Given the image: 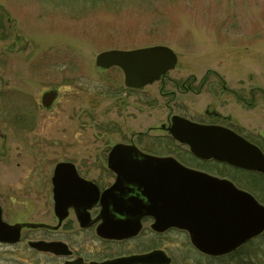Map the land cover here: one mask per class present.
Wrapping results in <instances>:
<instances>
[{"label":"rangeland","instance_id":"rangeland-1","mask_svg":"<svg viewBox=\"0 0 264 264\" xmlns=\"http://www.w3.org/2000/svg\"><path fill=\"white\" fill-rule=\"evenodd\" d=\"M156 45L177 63L141 90L126 88L117 67L95 65L104 51ZM49 90L57 96L44 108ZM173 115L232 129L264 152V0H0L3 221L53 225L54 166L72 162L108 180L106 158L119 143L217 175L215 163L202 167L176 142L173 152L149 150L152 141L167 145L161 126ZM231 179L264 205L263 178ZM70 223L67 235L84 238ZM43 232L23 230L21 243L0 244V264L41 261L27 241ZM163 240L172 264H264V234L218 258L197 254L180 232Z\"/></svg>","mask_w":264,"mask_h":264},{"label":"water","instance_id":"water-1","mask_svg":"<svg viewBox=\"0 0 264 264\" xmlns=\"http://www.w3.org/2000/svg\"><path fill=\"white\" fill-rule=\"evenodd\" d=\"M177 63L176 54L168 47L156 45L133 50H109L96 56L101 69L117 67L128 89L141 90L166 73ZM54 90L43 93L41 104L49 108L56 98ZM208 113V112H206ZM209 114V113H208ZM214 116L217 113H210ZM179 145L201 161H216L245 171L264 175V153L254 144L229 128L200 124L173 115L169 125L161 126ZM107 167L116 179L106 194L135 186L143 199L130 197L125 211L130 216L119 223L104 217L96 229L102 237L121 239L134 236L140 230V218L150 216L152 229L184 230L198 251L210 256L228 254L264 232V205L250 193L237 188L227 179L182 165L172 156H155L140 151L134 144H115L107 155ZM54 212L59 221L69 205H79L78 199L88 197L92 184L80 178L70 163L56 164L51 178ZM91 202H95L96 197ZM89 203V204H90ZM123 203V202H118ZM90 206V205H88ZM87 223H82L86 226ZM36 228L42 225L26 224ZM22 225H10L2 220L0 208V243L14 244ZM38 251L59 250L58 243L34 242ZM162 251L119 258L99 264H167Z\"/></svg>","mask_w":264,"mask_h":264},{"label":"flooded vegetation","instance_id":"flooded-vegetation-1","mask_svg":"<svg viewBox=\"0 0 264 264\" xmlns=\"http://www.w3.org/2000/svg\"><path fill=\"white\" fill-rule=\"evenodd\" d=\"M232 130V129H231ZM234 131V130H233ZM237 133V132H236ZM177 159V158H176ZM178 160V159H177ZM180 161V160H179ZM204 167V164L215 163L218 167H215L214 170L217 171V175L210 173L213 169L208 165V168H211L210 171L207 170L208 174L213 176L224 178L231 181L233 184L234 181L231 179L235 177L236 174H239L241 171L239 168L231 167L226 164L216 163L213 161H199L195 160ZM67 162L68 161H62ZM181 162V161H180ZM72 163V162H71ZM182 163V162H181ZM58 164V163H57ZM74 164V163H72ZM213 165V164H212ZM56 166V165H55ZM54 166V167H55ZM106 176L108 180L99 182V179L89 178L85 172L79 170L74 164L77 175L90 182L92 187L87 191L88 197H80L78 202H81L79 205H69L66 208V215L59 221L58 216L54 212V199H53V188L52 191V204H53V217L55 223L53 225L47 223H30V222H15L8 223L10 225H22L20 229V237L18 242L15 244L9 245L0 243L1 245L13 246L21 243L23 238L22 231H34L39 233V231H44L45 239L37 240H28L27 246L32 253L36 255H44V258L41 261L36 262L35 264H99L103 262H108L116 260L119 258L130 257L134 255H142L150 253L152 251H162L164 255L169 259L167 264H172L173 257L169 251L168 247H161V241L164 242L163 237H167L171 232H180L188 237V241L191 247L195 250L197 254L202 255L207 258H218L220 256H209L201 253L196 248H194L189 240L187 232L184 230H179L177 228H168L163 232H157L152 229V224L154 222L153 218L150 216H142L139 220L140 230L134 236L121 238V239H112L107 237H102L96 233V229L101 225L105 218H109L112 222L119 223L121 221L127 220L130 216L126 213L125 209L129 206L128 199L130 197L143 199L139 190L135 186H128L131 190L123 189L121 191H114L112 193L106 194V198H103L102 195L104 192L109 190L114 184L116 175L112 170L107 167V158H106ZM220 167V168H219ZM54 171V169H53ZM202 171V170H201ZM232 173V174H231ZM53 175V173H52ZM52 178V177H51ZM52 185V182H51ZM236 185V184H235ZM96 197L95 202H91ZM123 202V203H118ZM90 203V204H89ZM90 205V206H88ZM1 208V207H0ZM2 211V209H1ZM69 221L71 225L76 226L77 231L80 234H84L85 237H76L64 231V225ZM7 223V222H6ZM82 223H87L86 226H83ZM26 224L42 225L36 228H31L23 226ZM54 233L58 234V237H54ZM61 236H60V235ZM66 234V237L63 238L62 235ZM146 236L148 242H144L141 239ZM61 238V239H60ZM45 242V243H58L59 250L55 251H38L35 248L30 246V243L34 242Z\"/></svg>","mask_w":264,"mask_h":264},{"label":"trees","instance_id":"trees-1","mask_svg":"<svg viewBox=\"0 0 264 264\" xmlns=\"http://www.w3.org/2000/svg\"><path fill=\"white\" fill-rule=\"evenodd\" d=\"M165 141H167V145H166V143H162L161 145H156V144H158V143H154V141H152V142H150V143H147L148 144V146H150V147H152L151 149H149V147H148V149L150 150V151H160V152H162V151H167V152H173L172 150H173V140L169 137V136H166L165 137ZM164 141V142H165ZM139 143H141V141H139ZM189 156V155H188ZM189 158H191L190 156H189ZM239 174H243V175H245L247 178H250V177H259V178H263L264 179V176L263 175H260V174H255V173H251V172H246V171H240L239 172ZM250 176V177H249ZM264 183V182H263ZM262 199H263V201H264V193L262 192V197H261ZM264 234V233H263ZM262 234V235H263ZM262 235H260V236H262ZM260 236H258L257 238H259ZM256 238V239H257ZM250 242V241H249Z\"/></svg>","mask_w":264,"mask_h":264},{"label":"bare ground","instance_id":"bare-ground-1","mask_svg":"<svg viewBox=\"0 0 264 264\" xmlns=\"http://www.w3.org/2000/svg\"><path fill=\"white\" fill-rule=\"evenodd\" d=\"M58 163H67V162H58ZM69 163L72 164L71 162H69ZM72 165L74 166V164H72ZM54 168H55V167H54ZM263 233H264V232H263ZM263 233H262V234H263ZM262 234H261V235H262ZM256 238H257V237H256ZM254 239H255V238H254Z\"/></svg>","mask_w":264,"mask_h":264}]
</instances>
